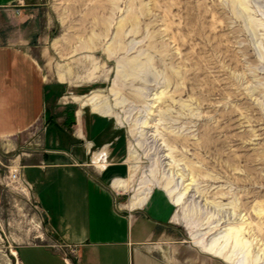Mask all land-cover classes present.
<instances>
[{
    "label": "rangeland",
    "instance_id": "rangeland-1",
    "mask_svg": "<svg viewBox=\"0 0 264 264\" xmlns=\"http://www.w3.org/2000/svg\"><path fill=\"white\" fill-rule=\"evenodd\" d=\"M0 26L46 80L47 114L105 112V139L127 144L123 199L167 193L182 264H228L204 252L213 239L233 261L264 264V0H22L0 10ZM92 95L97 110L82 103ZM47 122L0 138V264L52 248L32 189L7 178Z\"/></svg>",
    "mask_w": 264,
    "mask_h": 264
},
{
    "label": "crops",
    "instance_id": "crops-1",
    "mask_svg": "<svg viewBox=\"0 0 264 264\" xmlns=\"http://www.w3.org/2000/svg\"><path fill=\"white\" fill-rule=\"evenodd\" d=\"M20 1L0 0V10ZM13 12H6L11 25L24 17L19 8ZM13 30L0 26V138L25 132L47 115L46 137L23 152L19 166L48 236L74 246L77 264H182L177 254L184 240L170 197L153 186L139 207L123 199L125 186L117 190L116 185L129 176L127 144L105 139V119L90 109L69 110L62 122L47 114V82L25 42H14ZM105 144L112 161L105 159L101 170L88 154L94 148L91 159L99 158ZM26 247L30 252L19 257L22 264H42L44 257L65 264L48 246Z\"/></svg>",
    "mask_w": 264,
    "mask_h": 264
},
{
    "label": "bare ground",
    "instance_id": "bare-ground-1",
    "mask_svg": "<svg viewBox=\"0 0 264 264\" xmlns=\"http://www.w3.org/2000/svg\"><path fill=\"white\" fill-rule=\"evenodd\" d=\"M81 98V97H80ZM96 98V97H95ZM95 99H94V95H92V96H87V97H85V99H84V101L82 102L83 103V105H85V106H89L91 109H94V110H97V103L95 104ZM80 102V101H79ZM102 116H104L105 117V112H103V113H100ZM134 154L131 152V150H130V152H129V160L131 159V158H133L132 156H133ZM98 159L99 158H96L95 160H93V162L96 164H98L100 167H101V162L100 161H98ZM96 164V165H97ZM105 165H106V160H105ZM15 168L16 167H13L12 169H11V171H13V170H15ZM106 168V167H105ZM20 172H21V170H20ZM18 182V181H17ZM17 182H15L16 184H17V187L16 188H18L19 189V191L20 192H24V191H26V195L28 194V192H29V190H31V189H29L28 190V188H26L24 185H21V184H19V182L17 183ZM10 183V182H9ZM29 186H31V185H29ZM125 186V182L123 181V180H119L118 182H117V185H116V188H117V190H120V189H122L123 187ZM171 194V193H170ZM178 200L179 199H177V202H178ZM134 205H136L135 204V201H133V203H132V205H130L131 207H134ZM235 238L234 239H236L237 238V236L235 235L234 236ZM242 241V240H241ZM201 243V242H200ZM201 245V244H200ZM204 252H206L207 254H209V255H211V256H214V257H216V258H220V259H222L223 261H225V262H227L228 264H240L239 262H236V261H233L235 258H234V253L235 252H233V253H231L230 255H227V253H226V251H225V247H224V245H221L220 244V242H219V240L218 239H213V240H211L209 243H206L205 245H204ZM225 253H226V255H225ZM13 254H15V252H13ZM236 254V253H235ZM234 258V259H233Z\"/></svg>",
    "mask_w": 264,
    "mask_h": 264
},
{
    "label": "built area",
    "instance_id": "built-area-1",
    "mask_svg": "<svg viewBox=\"0 0 264 264\" xmlns=\"http://www.w3.org/2000/svg\"><path fill=\"white\" fill-rule=\"evenodd\" d=\"M91 157H92V153H91ZM107 157L108 156H107L106 152L102 151V153L100 154L99 159H98V161H100L102 164L101 167H99V169H101V170L105 169V167H106L105 159L107 160ZM89 162H90V164H93L95 166V164L91 158H90ZM15 167H16L15 170H13V171L9 170V174H8L7 178L11 182H17L18 181L19 184L24 185L26 188H28V190L31 189V186H29L30 184H28V182L25 181L24 177H22L23 175L20 172V167L18 165H16ZM51 247L54 248L55 251H57L62 256V259H63L65 264H77V262H76V259H77L76 249L74 246L65 245V244H61V243L56 242V241H52Z\"/></svg>",
    "mask_w": 264,
    "mask_h": 264
}]
</instances>
